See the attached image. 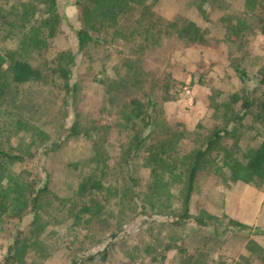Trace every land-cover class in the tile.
Masks as SVG:
<instances>
[{
    "label": "rangeland",
    "instance_id": "rangeland-1",
    "mask_svg": "<svg viewBox=\"0 0 264 264\" xmlns=\"http://www.w3.org/2000/svg\"><path fill=\"white\" fill-rule=\"evenodd\" d=\"M85 1L55 0L59 30L48 38L38 20L48 14L44 0H0V50L8 55L1 75L10 82L0 99V144L11 152L29 146L31 158L13 169L47 186L36 209L27 205L21 219L10 204L0 212V264H70L76 256L96 253L80 263L264 264V231H254L264 230V182L231 181L216 151L197 174L189 204L201 223L172 226L173 218L165 213L133 216L127 198L114 202L113 190L130 168L127 158L122 162L125 145L134 146L114 114L125 107L122 99L133 94L149 98L148 110L155 114L157 108V118L181 132L178 148L194 149L221 122L213 106L243 88L234 65L248 75L264 68V33L258 28L264 0H126L119 13L98 9L91 18L80 10ZM146 7L166 19L179 16L177 27L188 33L193 30L189 25L199 31L189 39L167 24L163 30L159 21L149 27L141 15ZM237 16L246 18L247 26L234 38L228 28ZM82 27L89 36L80 47L76 30ZM32 35L43 39L40 49L23 47L24 38ZM61 51L74 58L71 96L59 77L48 83L11 81L13 58L35 62ZM130 68L139 82L118 85ZM74 115L80 129L92 127L94 140L67 135ZM147 173L138 158L134 175L145 180ZM90 179L112 186L107 199L97 192L81 197L78 187L88 186ZM86 200L104 203L106 210L86 218L79 211ZM252 212L259 213L257 224L242 230L231 223ZM173 238L175 248L167 250Z\"/></svg>",
    "mask_w": 264,
    "mask_h": 264
},
{
    "label": "trees",
    "instance_id": "trees-1",
    "mask_svg": "<svg viewBox=\"0 0 264 264\" xmlns=\"http://www.w3.org/2000/svg\"><path fill=\"white\" fill-rule=\"evenodd\" d=\"M124 1L126 0H86L80 6V10L89 18L98 9L108 8L107 12L119 13L123 8ZM44 2L48 14L38 20L42 19L41 22L45 24L43 27L47 28L45 36L50 38L59 30L60 21L55 0H44ZM141 15L142 19H146L144 23L149 27L155 26L156 21H159L163 30L166 29L164 24H167L180 35L184 33L181 37L194 39L193 35L199 31L198 27L189 25L193 30L188 33L190 29L177 27L178 20H181L179 16L166 19L155 15L149 7L144 8ZM82 19L80 18V21ZM246 26L247 19L237 16L235 22L228 29L235 38L243 33ZM258 28L261 33H264V18H261ZM167 29L171 28L168 27ZM194 31L196 32L194 33ZM76 36L79 46L82 47L89 33L82 27L76 30ZM24 39H26L22 42L24 48L34 46L40 49L42 47L39 46L43 43L40 36L32 35ZM7 60L8 55L0 50V99L6 95L10 84L1 75ZM73 60V54L70 51H61L54 58L42 57L35 62L18 56L16 59L13 58L10 63L11 81L35 80L48 83L53 81L55 77H59L63 79L64 90L71 96L75 90V87L69 83ZM234 67L243 83L242 90L228 92L224 102L213 106L215 110L220 112L215 114V119L217 122H221L207 130L204 138L196 141L198 145L192 150L185 151L178 148L176 144L181 140V132L172 131L169 126L162 123L157 118V108L153 110L155 114L148 110L151 102L149 98L143 101L139 95L133 94L122 99L125 107L118 112V115L116 112L114 114L118 119L119 127L126 129L131 139L130 143L134 146L132 148L125 145L122 162L124 163L127 158V164L130 168L126 166L128 174L123 177L120 184L113 188L117 198V201L114 200L115 203L127 198L131 209L134 210L133 216L147 217L165 213L173 218L172 226L183 227L192 221L201 223L202 220L192 217L190 214L189 204L197 174L200 172L205 159L213 158L211 153L214 151L222 155L220 168L227 167L230 171L231 181L264 182V89H260L264 86V68L261 69L260 73L248 75L239 64H235ZM135 73L137 72L131 68L125 71V80L118 85L128 84L135 87L136 83L139 82L138 75ZM107 97L108 99L111 98L110 96ZM119 118L121 122H119ZM79 123L80 120L74 115L70 125L66 128L67 135L81 134L88 140H94L93 132H91L92 127L83 128L81 126L82 129H80ZM240 144H247V146ZM16 150L17 152L8 151L3 144H0V212H5L10 204L16 209L15 215L21 219V213L27 205H31V209H36V205L47 193V186L45 183L38 186L37 182L39 181L27 180L26 177H23L22 172L13 169L14 164L25 162L32 156L29 146L16 148ZM138 158L142 161V165L148 169V176L145 180L134 175L135 163ZM215 159L214 157V161ZM90 177H96V173L92 171ZM125 181L127 182L123 187ZM111 189L112 186L105 185L103 182L100 183L97 179H90L88 186L81 185L78 187L83 199H88L93 192H97L103 199H107ZM16 191L20 192L17 194ZM102 210H106L105 204L95 201V203H83L79 211L85 214L86 218H89L98 215ZM231 223L239 225L236 229L248 228L247 224L238 220L232 219ZM228 227L233 228L234 226L228 225ZM254 231L260 233L264 230L257 228ZM173 240L174 238L167 245V250L175 248L176 241ZM106 249L105 246L100 253H105ZM9 251L11 253V247ZM96 254H89L86 258L76 256L70 264H81V261L93 259ZM260 259L264 261V254Z\"/></svg>",
    "mask_w": 264,
    "mask_h": 264
},
{
    "label": "crops",
    "instance_id": "crops-1",
    "mask_svg": "<svg viewBox=\"0 0 264 264\" xmlns=\"http://www.w3.org/2000/svg\"><path fill=\"white\" fill-rule=\"evenodd\" d=\"M259 214V213H258ZM258 214L256 215L255 212H252L249 216L247 215L245 218L246 219H241L242 223H246L248 225L253 224L254 222L257 224L258 223ZM239 221V220H238ZM240 221V222H241Z\"/></svg>",
    "mask_w": 264,
    "mask_h": 264
}]
</instances>
